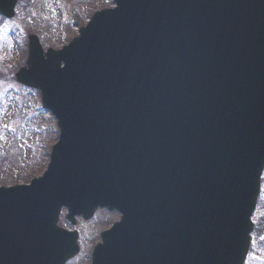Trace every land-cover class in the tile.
Returning a JSON list of instances; mask_svg holds the SVG:
<instances>
[{"label": "water", "instance_id": "95a60500", "mask_svg": "<svg viewBox=\"0 0 264 264\" xmlns=\"http://www.w3.org/2000/svg\"><path fill=\"white\" fill-rule=\"evenodd\" d=\"M16 73L60 130L0 188V264H65L66 217L120 212L91 264H244L264 169V0H115ZM16 0H0L13 18Z\"/></svg>", "mask_w": 264, "mask_h": 264}, {"label": "rangeland", "instance_id": "374dc122", "mask_svg": "<svg viewBox=\"0 0 264 264\" xmlns=\"http://www.w3.org/2000/svg\"><path fill=\"white\" fill-rule=\"evenodd\" d=\"M114 0H18L13 22H4L0 32V63L2 76L9 74L3 65L9 60L13 74L26 60L27 36L36 34L46 49L60 48L76 36L77 29L103 7ZM12 32H11V31ZM10 33V35H9ZM10 36V37H9ZM0 76V185L28 183L41 176L48 164L50 147L56 142L59 130L52 115L40 107L39 91L25 89L14 81ZM261 190L253 214L254 230L244 264H264V171ZM118 215L100 211L89 221L78 220L81 253L68 264H87L90 252ZM61 223L65 222L62 220ZM63 224V225H64ZM68 225V224H67ZM65 226V225H64ZM70 227V225H68Z\"/></svg>", "mask_w": 264, "mask_h": 264}]
</instances>
